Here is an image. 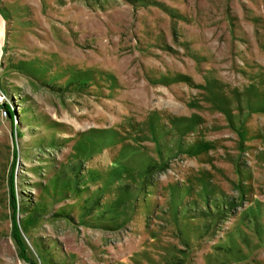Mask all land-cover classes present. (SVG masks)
I'll list each match as a JSON object with an SVG mask.
<instances>
[{
  "label": "rangeland",
  "instance_id": "374dc122",
  "mask_svg": "<svg viewBox=\"0 0 264 264\" xmlns=\"http://www.w3.org/2000/svg\"><path fill=\"white\" fill-rule=\"evenodd\" d=\"M0 264H264V0H0Z\"/></svg>",
  "mask_w": 264,
  "mask_h": 264
}]
</instances>
